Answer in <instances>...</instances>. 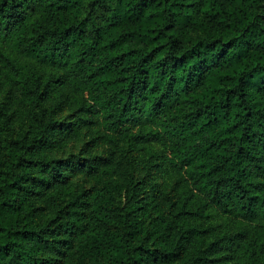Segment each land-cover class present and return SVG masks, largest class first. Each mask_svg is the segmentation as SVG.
I'll use <instances>...</instances> for the list:
<instances>
[{
  "label": "trees",
  "instance_id": "1",
  "mask_svg": "<svg viewBox=\"0 0 264 264\" xmlns=\"http://www.w3.org/2000/svg\"><path fill=\"white\" fill-rule=\"evenodd\" d=\"M0 264H264V0H0Z\"/></svg>",
  "mask_w": 264,
  "mask_h": 264
},
{
  "label": "rangeland",
  "instance_id": "2",
  "mask_svg": "<svg viewBox=\"0 0 264 264\" xmlns=\"http://www.w3.org/2000/svg\"><path fill=\"white\" fill-rule=\"evenodd\" d=\"M22 128L21 125H16V130H19ZM5 138V136H3ZM92 139V134H87L83 139L78 141L77 143L70 145L65 151L59 154V157L64 159L67 162V165L65 167V171H70L74 168L75 163H78L80 160L87 159L89 157H105L110 154H116V155H124L125 153H130L131 155H135L136 161L141 167V153L140 151H137L135 149H130L129 146L123 147V145H119L118 148L113 149L108 144L104 143L102 139H99V142H95V144L89 143V141ZM127 147L129 148L128 152ZM89 149V152L87 153L86 150ZM146 172V171H145ZM74 182L78 183V185L83 187H91L92 182H89L87 180H84L82 176L79 173H76L73 176Z\"/></svg>",
  "mask_w": 264,
  "mask_h": 264
}]
</instances>
